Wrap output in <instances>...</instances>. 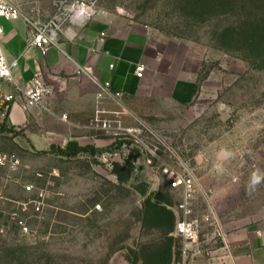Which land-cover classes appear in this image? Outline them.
Returning a JSON list of instances; mask_svg holds the SVG:
<instances>
[{
  "label": "rangeland",
  "instance_id": "374dc122",
  "mask_svg": "<svg viewBox=\"0 0 264 264\" xmlns=\"http://www.w3.org/2000/svg\"><path fill=\"white\" fill-rule=\"evenodd\" d=\"M36 1L38 20L31 21L45 25L78 0ZM85 1L94 4V17L149 27L170 68L156 66L155 83L118 106L125 113L102 138L114 146L96 155L37 152L24 134L4 127L0 153L15 155L20 165L0 166V264H107L128 240L138 247L157 242L156 233L141 228L143 202L129 185L119 186L101 154H119L117 163L131 159L136 182L168 190L177 204L164 168L191 172L201 221L210 211L224 230L264 220V62L218 42L242 14L198 15L186 0ZM178 80L197 85L192 102L173 95Z\"/></svg>",
  "mask_w": 264,
  "mask_h": 264
},
{
  "label": "crops",
  "instance_id": "0c3cea01",
  "mask_svg": "<svg viewBox=\"0 0 264 264\" xmlns=\"http://www.w3.org/2000/svg\"><path fill=\"white\" fill-rule=\"evenodd\" d=\"M10 1L22 11L18 21L4 22L7 25L3 26L7 59L19 62L14 77L25 86L41 71L53 95L48 100L50 112L38 107L25 109V99L18 95L5 128L24 134L37 152L65 151L70 144L91 147L97 152L111 149L114 141L110 138L103 143L102 138L116 130L114 124L125 113L119 112L118 106L139 97L150 81L157 80L156 66L163 65L165 72L169 71L170 65L165 64V55L152 30L141 24H112L104 17H94L84 26H67L58 46L44 54L29 45L31 20H38L34 10L41 6L36 0ZM140 65L146 68L142 80L136 77ZM197 90L195 83L178 80L173 95L180 103H189L196 98ZM148 183L149 186L132 178L128 185L144 202L151 193L159 192ZM163 194L173 202L170 209L177 223L180 218L177 203L168 190ZM151 231L157 234L155 243L164 242L166 233ZM225 233L226 245L215 242L210 256L195 254L189 264H264V220L228 227ZM167 235L175 240L170 264H181L183 246L175 230ZM136 248L138 245L128 240L127 249L114 253L107 264H131L130 250Z\"/></svg>",
  "mask_w": 264,
  "mask_h": 264
},
{
  "label": "built area",
  "instance_id": "2783aa9c",
  "mask_svg": "<svg viewBox=\"0 0 264 264\" xmlns=\"http://www.w3.org/2000/svg\"><path fill=\"white\" fill-rule=\"evenodd\" d=\"M95 15L94 4L87 3L85 0H78L67 9L60 7L58 14L49 23L45 25L31 23L29 45L45 54L50 48L58 46L60 36L67 26H84ZM21 17L22 13L18 5L10 0H0V129L6 126L9 113L18 95L25 99V109L38 107L46 112L51 111L48 100L53 95V89L47 84L43 73L37 71L27 85L21 86L14 77V71L18 68L19 62L18 60L10 62L4 50L5 33L2 22H15ZM145 74L146 68L138 66L136 77L142 80ZM118 156L117 153L101 154L99 159L112 168L113 164L117 163ZM19 165L15 155L0 153L1 167L16 169ZM184 170L175 171L171 167H165L163 174L169 189L180 196L176 207L180 218L176 223L175 235L183 246L184 256L181 264H189L190 258L195 254L210 256L213 252V244L221 242L226 245L227 238L225 230L217 226L212 211L207 223L194 216V200L198 183L191 172ZM31 190L30 187L27 189L28 192ZM39 198L40 200L35 203L37 212L41 211L40 201L44 200V195L41 194ZM0 200H3L2 196ZM225 249L228 250V247L226 246Z\"/></svg>",
  "mask_w": 264,
  "mask_h": 264
},
{
  "label": "trees",
  "instance_id": "16d2710c",
  "mask_svg": "<svg viewBox=\"0 0 264 264\" xmlns=\"http://www.w3.org/2000/svg\"><path fill=\"white\" fill-rule=\"evenodd\" d=\"M186 4L193 12L201 14L227 15L240 13L241 21L224 29L218 36V42L223 49L239 52L247 59L264 62V0H186ZM223 10V11H222ZM7 130L0 129V132ZM62 155L78 156L80 154L96 155L98 152L91 147L81 148L77 144H70ZM136 172V165L131 160L124 163H114L112 174L116 177L119 186H126ZM173 202L168 195L156 192L145 199L139 213V222L142 229L159 230L165 234L162 243H153L131 249V264H170L172 247L175 240L167 234L176 227V218L173 211ZM179 261V254H176Z\"/></svg>",
  "mask_w": 264,
  "mask_h": 264
},
{
  "label": "clouds",
  "instance_id": "9594fccd",
  "mask_svg": "<svg viewBox=\"0 0 264 264\" xmlns=\"http://www.w3.org/2000/svg\"><path fill=\"white\" fill-rule=\"evenodd\" d=\"M258 182H259V177L254 174L253 175V184H256Z\"/></svg>",
  "mask_w": 264,
  "mask_h": 264
}]
</instances>
